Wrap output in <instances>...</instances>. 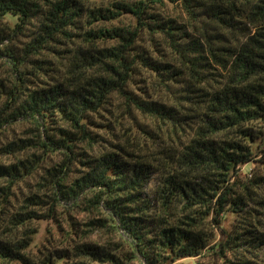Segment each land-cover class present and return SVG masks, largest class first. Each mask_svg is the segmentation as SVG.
Instances as JSON below:
<instances>
[{
	"label": "trees",
	"instance_id": "16d2710c",
	"mask_svg": "<svg viewBox=\"0 0 264 264\" xmlns=\"http://www.w3.org/2000/svg\"><path fill=\"white\" fill-rule=\"evenodd\" d=\"M101 1L0 0V264H264V0Z\"/></svg>",
	"mask_w": 264,
	"mask_h": 264
},
{
	"label": "rangeland",
	"instance_id": "374dc122",
	"mask_svg": "<svg viewBox=\"0 0 264 264\" xmlns=\"http://www.w3.org/2000/svg\"><path fill=\"white\" fill-rule=\"evenodd\" d=\"M113 0H102L100 4L102 5H108ZM98 5V4H96ZM157 7V10L160 11L163 15L172 16V17H180V19H183L184 16L180 12L178 6H174L171 4H168L166 2L162 4H159ZM5 22H8L10 24H13L15 19L11 18L9 16L4 18ZM132 23V19L128 16H122L114 21H110V23H103V26L105 27H111V26H118L121 27L123 25H128ZM215 72V71H212ZM9 73L8 70H6L1 64H0V77H4ZM258 157H253L252 160L239 168L238 176L241 178V180L245 181L255 176H262L264 175V169H262V166L257 162ZM0 161L7 162V159H0ZM77 218L80 219L81 215H77ZM234 216L230 213H225L220 218V230L227 231L231 228L233 225ZM38 233L33 238V243L31 244L29 248V256L33 259L39 258L40 255L38 254V251H42L44 246H46V239L51 238L53 236L55 238L56 232L54 230V226L47 221L40 222L38 225ZM217 233V231H216ZM102 236L99 234H96L91 237L92 240H99ZM218 236H216L215 240L210 243V246L213 245L215 242H217ZM57 242L53 243L52 245H56ZM57 246L53 247L56 248ZM52 249V248H51ZM173 264H221V261H219L216 258H213V256L208 257H198V258H191V259H183L179 260Z\"/></svg>",
	"mask_w": 264,
	"mask_h": 264
}]
</instances>
